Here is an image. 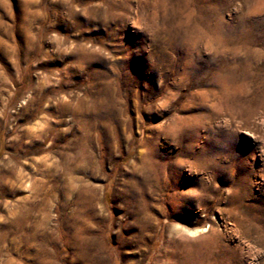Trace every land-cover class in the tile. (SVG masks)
Here are the masks:
<instances>
[{"label":"rangeland","instance_id":"obj_1","mask_svg":"<svg viewBox=\"0 0 264 264\" xmlns=\"http://www.w3.org/2000/svg\"><path fill=\"white\" fill-rule=\"evenodd\" d=\"M0 264H264V0H0Z\"/></svg>","mask_w":264,"mask_h":264},{"label":"bare ground","instance_id":"obj_2","mask_svg":"<svg viewBox=\"0 0 264 264\" xmlns=\"http://www.w3.org/2000/svg\"><path fill=\"white\" fill-rule=\"evenodd\" d=\"M255 107V106H254ZM195 234V233H194Z\"/></svg>","mask_w":264,"mask_h":264}]
</instances>
